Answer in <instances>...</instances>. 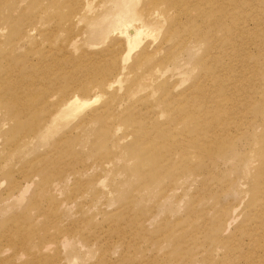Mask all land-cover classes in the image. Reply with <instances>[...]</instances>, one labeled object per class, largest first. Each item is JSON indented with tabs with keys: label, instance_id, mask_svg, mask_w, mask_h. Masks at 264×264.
<instances>
[{
	"label": "rangeland",
	"instance_id": "obj_1",
	"mask_svg": "<svg viewBox=\"0 0 264 264\" xmlns=\"http://www.w3.org/2000/svg\"><path fill=\"white\" fill-rule=\"evenodd\" d=\"M34 1L4 0V6L0 7V26L12 17L11 22L21 26V34L12 39L14 49L5 46L6 39H0V54L10 59L9 63L23 78H29L32 91L42 94L39 100L46 98L42 104L47 110L45 117L38 113L30 120L34 127L42 129L46 126L45 120L66 96L88 101L95 95H102L85 112L101 106L106 92L99 82L105 84L115 77L117 62L113 56H120V37L117 32L119 27L112 26L113 15H109L103 23L100 16L108 14L94 19L105 10L107 0H66L56 5L50 3L51 0H40L36 15V11L26 8ZM108 4L111 8L129 5L128 0H108ZM8 5L11 7L9 12L4 8ZM138 7L140 16L135 23L148 25L157 33L153 46L161 44L163 29L157 23L154 9L141 2ZM45 8L52 12L45 13ZM116 12L117 18L124 16L119 8ZM43 21L45 24L41 30L44 33L26 35L27 26ZM184 23L182 19L178 24L180 35L185 31ZM19 37L24 41L17 39ZM187 41L191 43L186 45ZM166 48L168 53H181L178 57L181 63L189 60L197 63L204 53V48L193 40H187V36L171 40ZM109 63H114L116 67L106 76L89 71L95 67L101 72ZM155 65L162 67L160 63ZM190 70L189 77L182 76L181 87L186 86L199 71ZM180 76L171 82H176ZM88 86V92H83V87ZM115 87L117 84H113L112 88ZM129 91L141 97L138 101L137 97L130 101L133 103L131 106H138L145 91L140 92L133 86ZM7 102H0V146L6 150L2 160L9 159L6 164L0 159V264L262 263L263 252L251 249L253 247L248 244H252L253 236H261L259 232L264 231V201L254 202L246 188L238 187L243 178L236 162L240 153L248 147L247 138L237 143V153L222 161L215 171L205 164L198 181H194L193 176H187L186 180L192 182L184 185V180L180 178L179 170L196 168L199 162L188 155L183 168L179 164L171 167L169 172L174 179L167 178L166 170L159 171L163 174L152 183L144 179L141 172H132L140 167L142 173H148L150 168H143L140 160L127 155L119 162L110 163L109 167H102L110 158L119 155L121 148L108 146L101 132L87 140L80 128L74 127L73 130L74 122L85 113L68 126L58 125L48 134L47 143L41 144L37 138L29 139L26 129L28 118L25 115L18 122L27 121L22 126L14 118H9L2 106ZM40 110H43L42 106ZM151 110L154 113L150 114L148 122L152 124L150 131L154 132L161 123L157 118L160 108ZM172 110L175 111V108ZM139 120L143 121L142 118ZM22 139L24 147L19 145ZM262 145L264 149V142ZM73 151L74 155L71 154ZM254 162L258 165L257 160ZM57 168L63 170V174L78 173L68 174L62 180V175L58 178L41 173ZM230 169L234 174L227 173ZM213 174H217V178L208 181ZM233 180H237L236 183H232ZM152 184L153 187H150ZM202 189L209 193L207 198ZM217 192H221V205L214 199ZM222 205L235 207L239 215L234 227L232 225L231 230L221 235L217 242L218 238L211 239L207 232L218 218ZM251 206L255 208L253 213L248 211ZM196 215L199 218L195 219ZM259 216L260 225L257 228ZM8 220L10 228L6 227ZM191 221L195 222L194 227L198 224V228L193 229ZM66 227L70 231L64 232ZM54 235L60 238L56 241L55 237H51ZM42 244H46L47 248L41 250ZM229 248L226 260L223 250Z\"/></svg>",
	"mask_w": 264,
	"mask_h": 264
},
{
	"label": "bare ground",
	"instance_id": "obj_2",
	"mask_svg": "<svg viewBox=\"0 0 264 264\" xmlns=\"http://www.w3.org/2000/svg\"><path fill=\"white\" fill-rule=\"evenodd\" d=\"M62 1L66 0H51L50 3L56 5ZM140 2L148 3L154 9L157 23L163 29V41L157 46H153L157 33L146 24L135 23L140 16ZM4 3V0H0V7H3ZM39 3L40 0H35L26 8L28 11H36V15L39 12ZM128 3L129 5H116L111 8L107 0L105 10L94 18L108 14L100 16L103 23L109 15H113L112 26L119 27L117 32L120 37V56H113L117 62L115 77L105 84L99 82L103 84L106 92L100 107L85 112L86 108L98 102L102 95H95L88 101L80 100L77 96H66L45 120V128L34 127L30 122L31 116L41 113V117H45L47 110L42 104L46 98L39 100V95L42 94L32 91L29 78H23L9 63L10 59L0 54V102L8 101L7 105L2 106L8 112L9 118H14L18 123L25 115L28 118L26 129L29 139L37 138L41 144H46L48 134L57 129L58 125L68 126L85 113L74 122L71 127L73 130L74 127L80 128L85 132L87 140L101 132L108 146L121 148L119 155L110 158L102 167H109L110 163L119 162L127 155L140 160L143 168H150L148 173H142L140 167L132 172H141L144 179L152 183L160 179L163 174L160 172L165 170L168 173L167 178L174 179L169 172L171 167L179 164L183 168L188 155L197 158L199 162L196 168L179 170L180 178L184 180V185L192 182L186 180L187 176H193L194 181H198L205 164H208L211 171H215L222 161L232 153H237V143L247 138L248 147L240 153L236 162L243 178L238 187L246 188L254 202L264 201V0H128ZM4 8L8 12L11 11L9 5ZM117 8L124 16L117 18ZM44 11L52 12L48 8ZM182 19L185 20V31L180 35L178 24ZM12 20L11 17L1 24L0 39H6L5 46L14 49L12 39L21 34V26L18 27ZM44 24L45 22L30 24L25 28L26 35L33 32L44 33L41 30ZM110 29L111 26L109 31ZM185 36L187 40H193L204 48L202 58L197 63L195 60L181 63L178 59L181 53L175 55V52H167V43L177 37L183 39ZM17 39L24 41L21 37ZM185 43L189 45L191 42ZM156 56L159 58L156 59ZM155 63H160L162 67ZM115 67L114 63H109L101 72L95 67L89 71L106 76ZM190 68L199 71L186 86L181 87L182 76L189 77ZM178 76L180 78L176 82H171ZM113 84H117L114 89ZM131 86L140 92L145 91L138 106H131L133 103L130 101L137 97L130 93ZM88 90L89 86L83 87L82 91ZM138 99L141 97L136 98L137 101ZM41 106L43 110H40ZM173 107L175 111L172 110ZM152 108H160L157 118L161 123L154 132L150 131L152 124L148 122L150 114L154 113ZM118 110L122 112L117 113ZM141 118L143 121L139 120ZM164 118L166 121L163 122ZM25 123L18 124L22 126ZM69 139L72 141L71 137ZM20 140L21 138L17 139L15 143ZM214 144L216 145L213 147ZM19 145L24 147L23 139ZM5 152L0 146V159L4 164L9 160H2ZM71 154L74 155V151ZM256 160L258 165L254 162ZM41 173L58 178L62 175V180L66 175L71 176L78 172L63 174V170L57 168L52 171L43 170ZM227 173L231 175L234 171L230 169ZM216 176L217 174H213L208 181L216 179ZM235 178L238 179L236 176ZM236 181L233 180L232 183ZM202 193L206 198L209 195L206 189H202ZM220 193H215L214 199L221 205ZM234 208L221 206L217 213L218 218L213 221L207 232L211 239L218 238L217 242L220 241V236L228 233L232 225L234 227L239 215ZM248 211L253 213L255 208L251 206ZM259 219L260 216L256 221L257 228L260 225ZM9 221L6 223L8 228ZM192 223L193 221V229L198 228L197 223L195 227V222ZM67 229L69 227L63 231H70ZM259 233L261 236H253L252 244L248 245L264 254V231ZM51 237H55L56 241L60 238L58 235ZM229 246L235 248L234 245ZM46 248V244H42L41 250ZM230 250H223L226 260ZM261 259V264H264V259Z\"/></svg>",
	"mask_w": 264,
	"mask_h": 264
}]
</instances>
